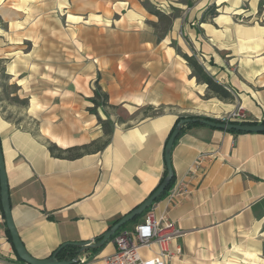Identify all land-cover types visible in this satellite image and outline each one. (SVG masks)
Instances as JSON below:
<instances>
[{
    "label": "crops",
    "instance_id": "1",
    "mask_svg": "<svg viewBox=\"0 0 264 264\" xmlns=\"http://www.w3.org/2000/svg\"><path fill=\"white\" fill-rule=\"evenodd\" d=\"M215 1L220 11L212 21L194 27L192 21L214 3L195 0L180 24L234 101L205 99L207 86L167 39L124 40L127 32L121 33L123 39L106 41L97 31L91 43L75 42L80 49L71 50L74 65L65 83L52 84L43 94L42 72L34 63L31 70L8 73L27 94L25 112L34 121L24 126L8 118L0 104L12 215L33 257L47 259L64 243L97 242L114 220L140 205L164 176L165 146L179 118L222 119L241 105L251 122H264V0ZM56 75L52 72V78ZM97 80L112 107H99L94 114L90 99ZM41 95L44 101H39ZM149 107L157 113L144 116ZM99 118L114 124L103 150L75 160L51 156V143L69 149L103 140ZM172 167L175 185L184 186L182 194L153 206L183 232L170 246L182 252L169 264H264V134L193 126L174 146ZM115 250L110 242L86 255L107 256ZM0 256L17 260L1 199Z\"/></svg>",
    "mask_w": 264,
    "mask_h": 264
},
{
    "label": "rangeland",
    "instance_id": "2",
    "mask_svg": "<svg viewBox=\"0 0 264 264\" xmlns=\"http://www.w3.org/2000/svg\"><path fill=\"white\" fill-rule=\"evenodd\" d=\"M194 1L0 0V104L3 107V111L7 114L8 118L18 123L23 121L26 123L24 126L30 122V126H33L34 121L25 112L29 102V99L26 98L27 94L18 88L16 80H13L8 73L13 68L16 71L31 70L34 63L35 69H39L42 72L40 83L41 94H43L45 88L52 87V84L56 83L57 86H63L66 80V73L74 65L70 63L69 55L71 54V50L80 49L75 42L86 40L88 43H91L94 37H96L97 31L100 35L99 37L106 41L120 39L122 32L128 33V36L124 40L140 39L141 41L157 40L160 42L167 39L176 50V53L182 56L183 59L185 54L195 56L206 71L214 76L211 71L207 70L206 65L208 64L205 59H203L198 51L194 50L189 39L183 35L184 31L180 24V20L185 19L189 8L194 5ZM216 2L214 0V3L208 7L200 20L196 19L192 21L194 27H198L204 17L205 22L212 21L210 12L208 15L207 11L214 7L218 13L220 6ZM96 12L102 14L100 16L88 14ZM158 13L161 15H157ZM71 15H74V17ZM237 21H239L238 18ZM128 22L137 25L129 28L130 26L125 25ZM182 40L185 43L184 46L187 53H183L182 49L179 48L178 44ZM71 41H73L72 45ZM157 48L152 47L153 50ZM27 57L29 59H25ZM15 59L18 62H15ZM186 63L193 73L187 61ZM91 64L93 63H90V66ZM52 72H56V79L52 78ZM214 77L217 80V77ZM41 96L39 101H44L43 97L45 96ZM209 97L211 96L207 90L205 99H209ZM49 101L55 100L50 99ZM241 107L243 106L238 105L234 111L217 120L226 122L223 119L237 112ZM146 109L143 112L144 116L155 115L157 113V111H147ZM243 109L248 116L245 122H251L248 112L244 107ZM158 112H162V110ZM245 122L230 123L242 124ZM173 131H171L170 135ZM152 208L154 209V207ZM112 224L110 227L113 226ZM134 226L130 225L125 230H131ZM90 251L91 249H88L84 253L88 254L87 252Z\"/></svg>",
    "mask_w": 264,
    "mask_h": 264
},
{
    "label": "built area",
    "instance_id": "3",
    "mask_svg": "<svg viewBox=\"0 0 264 264\" xmlns=\"http://www.w3.org/2000/svg\"><path fill=\"white\" fill-rule=\"evenodd\" d=\"M248 116L241 107L237 112L230 114L226 122H245ZM184 186L177 184L169 194L170 200H175L182 194ZM183 235L182 230L168 220L165 215L158 214L151 209L144 219L131 230L122 231L114 240L116 248L113 254L107 256H90L80 254L74 264H169L182 252L177 246L173 252L170 246ZM0 264H22L19 261H6L0 256Z\"/></svg>",
    "mask_w": 264,
    "mask_h": 264
},
{
    "label": "water",
    "instance_id": "4",
    "mask_svg": "<svg viewBox=\"0 0 264 264\" xmlns=\"http://www.w3.org/2000/svg\"><path fill=\"white\" fill-rule=\"evenodd\" d=\"M188 123H200L204 126H207L212 129L231 132L238 131L244 134H264V124L257 125H243V124H235L230 122H215L211 120H206L202 118L195 119H181L174 131L170 135L164 150V159L166 164L167 175L164 178L163 182L136 208L131 210L126 215L122 216L120 220L110 227L103 235L97 238V242L88 241V242H76V243H64L60 248H58L51 257L47 259H37L33 257L24 246L19 233L17 231L13 215H12V207L10 201V192L8 185V178L6 173V166L4 161V155L2 148L0 147V197L2 209L5 217L6 228L9 231L12 239V243L17 253V256L21 261L25 264H74V260L70 261H58L57 256L62 248L72 245L80 249V252H85L88 249H101L105 246L111 238L126 224L132 222L135 218L142 215L148 208H150L166 191L171 182L174 179V170L172 167V150L174 148V144L179 137L182 128Z\"/></svg>",
    "mask_w": 264,
    "mask_h": 264
},
{
    "label": "trees",
    "instance_id": "5",
    "mask_svg": "<svg viewBox=\"0 0 264 264\" xmlns=\"http://www.w3.org/2000/svg\"><path fill=\"white\" fill-rule=\"evenodd\" d=\"M209 12H210V17H212V18L215 17L218 14L214 7L207 11L208 15H209ZM157 15H161V14L158 13ZM160 17H164V16H160ZM202 22H205V17L202 19ZM184 59L188 62V64L192 68L193 75H194V77L197 78L198 82H200L201 84H204V85L207 86V90H208L210 96L218 98L219 100H222V101H227V102L228 101H234V96L230 92V90L224 84H222L219 81H217L216 78L214 76H212L209 72H207L206 69L203 67V65L195 58V56H188V55L185 54L184 55ZM90 102L94 105V107L90 109V111L92 113H94V114H97V109L99 107H102V108H106V107L110 108V107H112L109 104L108 95L103 91V89L99 85L98 80H97V82L95 84L94 96L90 99ZM146 110L147 111L148 110H153V108L149 107ZM184 118H189V119L202 118V119L211 120V121H215V122H224L222 120L212 119V118H208V117H204V116H187V117L179 118L177 120L174 128L176 127L178 122L181 119H184ZM99 121H100V124L104 128V135L105 136H104L103 140H98V141H95V142H93V143H91L89 145L77 146V147H72V148H69V149H61L56 144H52L51 143V144L48 145V150H49L51 156L54 157V158H58V159L75 160V159L81 158L84 155L103 150L109 144V142L111 140V136H112V133H113V123L109 122V121H103L101 118H99ZM242 124L243 125H256L255 122H245V123H242ZM263 124H264V122H263ZM193 126H204V125L200 124V123H188L187 125H185L182 128L181 133H180L179 137L177 138L174 146L176 145V143H177L178 139L180 138V136L187 129L192 128ZM174 128L172 129V131L174 130ZM228 133H231V134H234V135L244 134V133L238 132V131H231V132H228ZM0 147H2L1 139H0ZM166 175H167V171H165L164 176L161 179L159 185L163 182V180L166 177ZM175 181L176 180H175V176H174V179L171 182V184L169 185V187L166 189V191L160 196V198L155 203L159 202L160 200L164 199L165 197H167L169 195V193L171 192V190L173 189V187L175 185ZM0 199H1V197H0ZM153 205L150 208H148L142 215L138 216L132 222H130V223L126 224L125 226H123L111 238V240L109 242L113 241L123 230L128 228L130 225L134 226L135 224L139 223L146 216V214L150 211V209L153 207ZM119 220H120V218L114 220L112 225H115ZM7 233H8L9 240H10L12 246H13L11 235H10L8 230H7ZM105 246H103L101 249H92V251L95 252V253H98ZM13 248H14V246H13ZM80 253H81L80 249H78L77 247H74L72 245H69V246H66V247L61 249V251L59 252V254L57 256V259L60 262H62V261H70V260L75 259ZM16 256H17V253H16ZM17 260L20 263L25 264L23 261H21L19 259L18 256H17Z\"/></svg>",
    "mask_w": 264,
    "mask_h": 264
}]
</instances>
